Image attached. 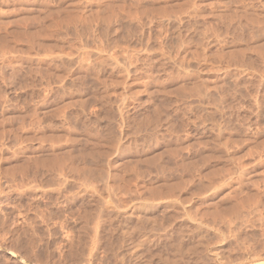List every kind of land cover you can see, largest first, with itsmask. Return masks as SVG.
I'll list each match as a JSON object with an SVG mask.
<instances>
[{
	"label": "rangeland",
	"instance_id": "obj_1",
	"mask_svg": "<svg viewBox=\"0 0 264 264\" xmlns=\"http://www.w3.org/2000/svg\"><path fill=\"white\" fill-rule=\"evenodd\" d=\"M0 264H264V0H0Z\"/></svg>",
	"mask_w": 264,
	"mask_h": 264
}]
</instances>
